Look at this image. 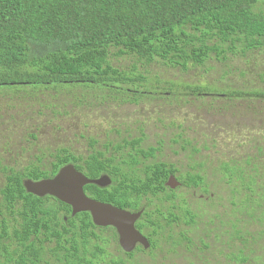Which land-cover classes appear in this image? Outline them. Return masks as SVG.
<instances>
[{"label": "trees", "instance_id": "obj_1", "mask_svg": "<svg viewBox=\"0 0 264 264\" xmlns=\"http://www.w3.org/2000/svg\"><path fill=\"white\" fill-rule=\"evenodd\" d=\"M124 58L132 65L115 64ZM154 66L176 74L155 75ZM191 68L210 80L183 83L179 75ZM85 94H98L102 102L147 101L153 110L164 109L161 124L178 130L190 120L194 99H208L196 108L225 115L233 126L241 119L243 128L256 133L253 152L231 138L221 147L227 159L198 158L200 149L217 147V137L207 135L212 144L195 148L189 134L173 133L170 149L178 150L172 153L189 158L180 168L164 140L142 147V127L136 134L125 131L121 143L89 138L85 155L26 133L25 143L38 150L35 161L0 169V264H48L47 257L57 264H144L139 255L155 256L168 243L192 253L191 264H264V130L257 137L264 121V0H0V125L25 111L11 106L8 96L26 99L41 116L53 111L58 121L88 110ZM208 120L206 127L227 132ZM231 146L240 149L233 153ZM68 164L88 179H111L106 188L86 185L88 197L132 212L145 207L140 227L150 234L148 250L125 253L115 229L95 226L90 213L72 216L71 207L57 199L26 192L25 180L50 179ZM170 176L180 183L175 190L166 187ZM198 219L208 225L194 235L190 228ZM176 225L186 226V234L165 228Z\"/></svg>", "mask_w": 264, "mask_h": 264}, {"label": "rangeland", "instance_id": "obj_2", "mask_svg": "<svg viewBox=\"0 0 264 264\" xmlns=\"http://www.w3.org/2000/svg\"><path fill=\"white\" fill-rule=\"evenodd\" d=\"M132 63L133 61L129 58L119 59L115 62V64L121 68H128L132 65ZM212 66L215 69H218L216 63H212ZM150 70V72L155 75L160 74L161 76L169 78H172L171 76L176 74L174 71L160 70L158 66L151 67ZM201 74L202 73L200 69L191 68L188 73L179 75L178 78H183L181 80L183 83H187V81L190 80L195 82V84H197L199 80H202L200 77L210 80V78H207L205 75ZM7 98L9 101H13L10 102V105L11 103L14 105H20L25 108V111L19 110L18 112H20V114H17L14 111L16 114L13 116L12 122L9 123L8 126L0 125V134L10 136L9 139H0V169L5 167V165H13V162L14 166L23 167L35 161V157L38 155V150L33 148L32 144L25 143V140L28 138L26 133L33 134L36 136L37 140L45 145L51 144L62 146L69 148L70 152L72 153L76 152L78 155H85L88 154L89 145L91 147V139L89 138H95L99 143H107L111 139L115 140L114 142L116 143H121L124 141V138L128 136V133L125 131L136 134L137 130L142 127L144 133L147 135L146 140L142 143V147H147L148 145L154 146L157 145L161 140H164L167 155L169 157L172 155L173 158L170 157L171 161L180 166V168L185 167L189 163V158L185 154L175 155L172 153L177 151L178 147H173V151L170 149L172 147L170 143L171 139L176 138L170 136V134H178L179 132L184 136L186 133L189 134V141H192V144L195 148H201L202 144L204 143H206L205 145H211L212 143L209 142L211 141V138L207 135L216 136L217 147L215 149H200V152L195 155L198 158L209 157L211 160L216 162H218L219 159H223V157L225 159L228 158L226 149H221V147L231 138L242 141L243 150H246L248 153H252L253 149L251 151L250 148H252V141L256 137V133L249 132V129L242 127L241 119L236 118L237 120H235V126H233L234 120L231 118L229 119L225 115H222L221 118H219L218 115H206L203 111V108L209 102L208 99H205V101L194 99V111L190 110L187 112V114L190 116V120L184 123L185 126H183L182 130H178V128L172 127L169 124H161L159 121V116L164 111V109L159 107L153 110L151 106L152 103L147 101L137 105L123 104L120 101H114L112 99L102 102L98 100V94H85L86 104L91 103L88 106V110H86L84 107L81 110H78L74 117H62L57 121L53 120V111L46 112L44 116H41L39 115L38 109L35 106H31L26 99L22 97L15 98L12 96H8ZM200 102L205 103V105L203 108L197 109L196 106L200 107ZM150 113L152 114L150 115ZM168 119L181 121L178 115L175 117L174 115H169ZM208 119H211V121L217 126L228 128L226 129L227 132L219 131V129H215V126L206 127V124L209 122ZM165 122L168 123V120ZM224 122H227V125H225ZM246 123L247 126H249L248 122ZM258 124L259 133L257 137L261 138V135L263 134L261 131L263 132L264 130V121H260ZM58 126L60 130L55 129V127ZM186 126L191 127V130H185ZM262 139L264 140V138ZM263 140L262 145H264ZM234 148V146H231V150H234ZM98 149L103 151V148L100 146H98ZM239 149L240 147L238 146L233 151V153ZM39 153H41V151H39ZM45 160L46 159H42V164L45 163ZM1 182L2 177L0 173V183ZM221 188H225L224 185L221 186ZM223 191L216 189V194L217 192H222V197L227 199V196L223 193ZM179 193H184V191L179 190ZM161 202L164 203L163 201ZM159 205L163 207L162 204ZM216 210H218V208H216ZM221 212V210L218 211V213ZM198 221L199 224L194 227V230L190 228L191 233H194V235H201L200 229L202 226L208 225L205 224L208 223L206 219H198ZM253 227L257 226H252L250 229ZM165 228L172 230L175 233L182 232L186 234V226L184 225H176L174 228H169L166 226ZM163 246H165V248L161 251H157L155 256L153 254L150 255V257L148 253H145L139 255L138 257L143 259L142 261L144 264H191L193 262L192 253L189 254L186 251L184 252L180 250L179 247L172 248L170 243ZM108 253L115 257L122 256L124 258L119 250L113 251V248H108ZM46 261L48 264H57L55 259L52 257H47ZM195 262V264H203V262L199 260H196Z\"/></svg>", "mask_w": 264, "mask_h": 264}, {"label": "water", "instance_id": "obj_3", "mask_svg": "<svg viewBox=\"0 0 264 264\" xmlns=\"http://www.w3.org/2000/svg\"><path fill=\"white\" fill-rule=\"evenodd\" d=\"M89 184L105 188L110 184V178L103 175L97 179H88L73 165L68 164L60 168L50 179L25 180L23 183L29 194L39 198L50 196L70 206L72 216L87 212L90 213L95 226L114 228L118 236V244L123 252H132L138 244L147 250L150 246L148 240L135 227L141 212L131 213L88 197L83 189ZM179 186L180 183L174 176L168 178L166 187L175 190Z\"/></svg>", "mask_w": 264, "mask_h": 264}, {"label": "flooded vegetation", "instance_id": "obj_4", "mask_svg": "<svg viewBox=\"0 0 264 264\" xmlns=\"http://www.w3.org/2000/svg\"><path fill=\"white\" fill-rule=\"evenodd\" d=\"M101 177V176H100ZM111 185V179H110V184L107 186V187H109ZM106 188V187H105ZM93 199V198H92ZM118 208V207H117ZM142 210V208L141 209H137V210H135L134 212H139V211H141ZM141 222H143L142 220H141V218H140V220L136 223V225H135V227H136V229L149 241V243H151L150 241V239H151V237H150V234H148L143 228H141L140 227V223ZM110 228H112V227H110ZM117 242H118V239H117ZM137 248H142V246L141 245H137V247H136V249ZM148 250V249H147Z\"/></svg>", "mask_w": 264, "mask_h": 264}, {"label": "clouds", "instance_id": "obj_5", "mask_svg": "<svg viewBox=\"0 0 264 264\" xmlns=\"http://www.w3.org/2000/svg\"><path fill=\"white\" fill-rule=\"evenodd\" d=\"M120 209V208H119ZM141 209V208H140ZM123 210V209H122ZM144 210H145V208H142V210L141 211H139V212H141V216H142V214H143V212H144ZM127 211H129V210H127ZM129 212H131V213H137V212H132V211H129ZM141 216H140V218H141ZM140 218L136 221V223L140 220ZM136 223H135V225H136ZM138 231V230H137ZM149 242V241H148ZM150 244V243H149ZM138 245H140V244H138ZM142 246V245H141ZM137 247V246H136ZM136 249V248H135ZM142 249H143V246H142ZM143 250H145V249H143Z\"/></svg>", "mask_w": 264, "mask_h": 264}]
</instances>
